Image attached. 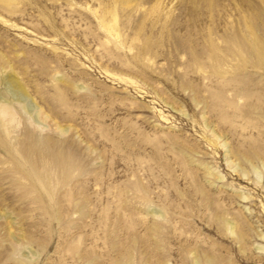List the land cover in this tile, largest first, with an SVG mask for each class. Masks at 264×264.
Returning <instances> with one entry per match:
<instances>
[{"label":"rangeland","instance_id":"obj_1","mask_svg":"<svg viewBox=\"0 0 264 264\" xmlns=\"http://www.w3.org/2000/svg\"><path fill=\"white\" fill-rule=\"evenodd\" d=\"M256 1L0 0V264H264Z\"/></svg>","mask_w":264,"mask_h":264},{"label":"bare ground","instance_id":"obj_2","mask_svg":"<svg viewBox=\"0 0 264 264\" xmlns=\"http://www.w3.org/2000/svg\"><path fill=\"white\" fill-rule=\"evenodd\" d=\"M258 7L253 10L249 16H244L243 19V31L245 34L242 36L241 31L235 30L230 34L238 39L239 46L243 50L251 51L257 55L264 57V0L256 1ZM186 34L188 45L182 44L179 38L174 37L177 42V49H182L187 52H214L218 49V45L213 41V33L210 31L208 33L207 44H204V35L197 33L192 30L193 23H186ZM191 27V28H190ZM242 36V37H241ZM228 37V35H227ZM183 52V51H182ZM10 84H13V92L15 93L17 100L20 102L24 101L27 97L23 87L16 81L13 77H8L7 80ZM7 100L4 96L0 95V115L2 117L10 116L13 117V112L11 108L6 104ZM34 173V171H32ZM38 181L42 182L41 176H37Z\"/></svg>","mask_w":264,"mask_h":264}]
</instances>
